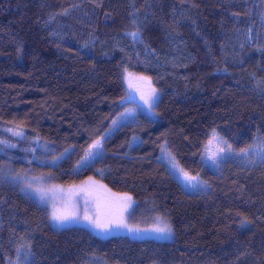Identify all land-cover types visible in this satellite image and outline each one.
I'll return each instance as SVG.
<instances>
[{"label":"trees","instance_id":"obj_1","mask_svg":"<svg viewBox=\"0 0 264 264\" xmlns=\"http://www.w3.org/2000/svg\"><path fill=\"white\" fill-rule=\"evenodd\" d=\"M0 66L85 96L78 142L30 127L18 140L0 118V141L23 148L0 153V216L3 197H19L28 234L0 227V264H264V158L203 160L214 133L234 151L264 147V0H0ZM126 70L150 77L156 117L114 127L131 106ZM96 140L100 154L77 167ZM164 152L206 187L186 191ZM88 180L166 214L174 239L58 229L28 187Z\"/></svg>","mask_w":264,"mask_h":264},{"label":"rangeland","instance_id":"obj_2","mask_svg":"<svg viewBox=\"0 0 264 264\" xmlns=\"http://www.w3.org/2000/svg\"><path fill=\"white\" fill-rule=\"evenodd\" d=\"M123 81L126 87V95L121 101H129L131 106L126 108L121 116L115 121L114 127L119 124L133 120L139 113H144L149 117H156V102L158 101V90L153 86L149 76L135 71H124ZM153 90H155L153 94ZM153 94L154 102L151 107L145 103L142 97ZM85 105V96L72 88L65 87L63 84L54 81L35 79L26 72L10 67L0 66V118L11 123L14 128L7 129L11 137L21 140L25 138V127H30L38 131L39 134H55L60 138L78 142L82 134V122ZM19 133V135L17 134ZM100 141L102 140H96ZM90 146L85 156L81 159L77 167L81 168L90 164L101 152L99 149ZM0 153H5L9 157L6 149H16L18 146L14 140H3ZM31 143H37L31 139ZM35 147H42L39 143ZM228 145L214 133L206 145L203 153L204 163L212 169H217L229 158L252 161L264 158V147L256 146L247 148V152L241 150L227 151ZM19 149V148H18ZM91 149L92 155H89ZM225 149V151H221ZM20 151L23 148L19 149ZM29 150L33 151L32 148ZM22 159H29L26 155ZM161 159L166 162L174 177L181 183L188 192H197L204 189L206 184L199 175L191 174L195 179L186 181L184 176L173 168V164L182 168L171 153L164 152ZM215 160V163L213 162ZM52 163H56L52 161ZM20 175V173H19ZM17 179V177H16ZM93 181L88 180L87 184L63 185L53 188L54 184L43 185L40 181H34L32 189L41 188L45 190L44 201L49 213L50 222L56 228L69 226H82L93 234L101 238H108L112 235H124L131 239L151 238L160 241H172L174 232L169 217L161 212L152 210L146 204L136 205V201L131 199L129 206L123 210V220L127 227L112 226L109 231L101 232L95 229L85 215L95 218L97 213L102 216L119 213V198L125 194L111 193L102 188H95ZM196 185V187H191ZM25 187V186H24ZM85 189L86 191H82ZM39 194V193H38ZM76 194L74 200L69 201V196ZM40 195V194H39ZM128 196V195H127ZM6 199V201H5ZM0 227H6L8 232L24 242L28 239L26 217L24 206L19 197H3ZM66 213L70 219L60 224L53 219V213ZM171 228V233H156L152 229L156 227ZM129 228L140 229L139 232H129ZM21 248H19V251Z\"/></svg>","mask_w":264,"mask_h":264},{"label":"snow or ice","instance_id":"obj_3","mask_svg":"<svg viewBox=\"0 0 264 264\" xmlns=\"http://www.w3.org/2000/svg\"><path fill=\"white\" fill-rule=\"evenodd\" d=\"M133 36H135L136 34L133 33ZM155 90H153V94H154ZM153 94H149V96L147 97H142V99L145 100V103L149 104V106L151 107L152 103L154 102L153 99ZM115 123V122H114ZM19 135V133H17ZM0 143H3L2 141H0ZM101 146L100 141H96V143L92 146L93 148L99 149ZM230 146L227 149V151H230ZM221 151H225V149H221ZM242 152H247L246 149L241 150ZM89 155H92L91 149L89 150ZM215 163V160L213 161ZM173 168L175 170H177L179 173H181L184 176V179L186 181H191L193 179H195L194 177L190 176L187 172L184 171L183 168H179L178 165L173 164ZM29 188L32 187L31 184L28 185ZM191 187H196V185H191ZM82 191H86L85 189H81ZM35 192L40 194V199H44V193L45 190L41 189V188H36L34 189ZM131 201V197L127 196L125 194V196L119 198V207H120V212L117 213H113L111 215L105 214L104 216H102L100 213H97L96 217H90L88 215L84 216L85 220H88L89 223L95 228V229H99L101 232H107L110 230V228L112 226L115 227H127V225L124 223L123 220V210H125L128 206L129 203ZM53 219L56 220L57 222H59L60 224H63L64 222L68 221L70 219V215L66 214V213H53ZM129 232H139L141 231L140 229H134V228H129L128 229ZM152 231L156 232V233H171V228L167 225H165L164 227H156L154 229H152Z\"/></svg>","mask_w":264,"mask_h":264}]
</instances>
